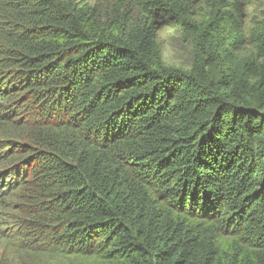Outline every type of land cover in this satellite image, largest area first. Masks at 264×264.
Returning <instances> with one entry per match:
<instances>
[{"label":"trees","instance_id":"1","mask_svg":"<svg viewBox=\"0 0 264 264\" xmlns=\"http://www.w3.org/2000/svg\"><path fill=\"white\" fill-rule=\"evenodd\" d=\"M248 4L0 0L1 175L27 259L264 264V13Z\"/></svg>","mask_w":264,"mask_h":264},{"label":"rangeland","instance_id":"2","mask_svg":"<svg viewBox=\"0 0 264 264\" xmlns=\"http://www.w3.org/2000/svg\"><path fill=\"white\" fill-rule=\"evenodd\" d=\"M110 2L113 0H93ZM249 2L246 7V14L251 18L253 15L264 13V0H246ZM160 41L162 43L164 56L166 61L177 62V59H182L186 54L184 50L180 48V44L176 41L170 40V30L163 28L160 34ZM2 136L0 134V140ZM0 153V264L11 263L20 264L23 260L28 261L29 264H38L34 259H27L25 252L21 248V243L15 229V223L17 221L16 198L10 192L12 188V182L14 179L5 178L1 174L5 170L3 165V158L6 161L7 149L2 148ZM10 184V187H8ZM23 258V260H22ZM51 261H47V264H102L93 257H66L60 258L52 257ZM40 264H44L40 262ZM46 264V263H45Z\"/></svg>","mask_w":264,"mask_h":264}]
</instances>
